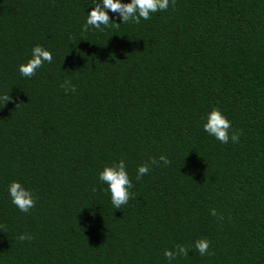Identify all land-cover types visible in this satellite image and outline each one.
Returning <instances> with one entry per match:
<instances>
[{"label": "trees", "instance_id": "trees-1", "mask_svg": "<svg viewBox=\"0 0 264 264\" xmlns=\"http://www.w3.org/2000/svg\"><path fill=\"white\" fill-rule=\"evenodd\" d=\"M96 2L0 0V264H264V0H169L83 32ZM36 45L52 63L23 77ZM214 107L239 143L204 131ZM121 159L133 187L116 209L99 173ZM177 244L189 254L169 262Z\"/></svg>", "mask_w": 264, "mask_h": 264}, {"label": "clouds", "instance_id": "clouds-1", "mask_svg": "<svg viewBox=\"0 0 264 264\" xmlns=\"http://www.w3.org/2000/svg\"><path fill=\"white\" fill-rule=\"evenodd\" d=\"M172 4L175 5V0H172ZM169 7V0H131L130 3H122L121 0H99L92 7V10L88 12L86 23L82 26V31L87 32L89 26L94 29L103 31L111 24L119 27L121 23H135L139 24L141 20H150L151 14L158 11H166ZM109 11L116 14L121 23H115L109 16ZM103 26V27H102ZM71 39V37H70ZM52 54L50 51L43 47L36 45L32 49V57L27 63L19 66V72L23 77L31 78L36 74L37 69L41 68L45 62L52 63ZM61 87L64 89L65 94L68 92L75 93L76 88L72 85L70 80H65ZM12 100L9 94H5L0 97V102H3V106ZM203 129L210 136H213L216 140L222 144H228L229 140L233 144L239 143L240 131L232 130L231 122L218 108H213L210 113L207 114L206 122L203 124ZM161 162L163 166L170 165L171 161L165 155H160L159 160L155 157L151 158L148 162L141 164L137 168L136 180H142L143 176L147 175L152 166L160 167ZM99 180L107 185V191L110 192L111 202L116 209H120L122 206L128 204L132 193L129 189L133 187L132 181L129 178V174L126 170V164L123 159L119 162H114L111 166H106L99 173ZM95 191V189H93ZM8 192L11 197V203L15 205L21 212L28 213L30 209L35 207L36 201L33 198L32 191L26 189L21 183L13 181L8 187ZM211 215L216 216V210H211ZM223 220V216L219 217ZM17 239L20 241H32L34 239L31 234L22 233ZM210 241L206 238L198 239L194 242L195 250L203 257L205 255H213L209 251ZM189 254V248L182 245H175L174 250H165V258L171 262L177 257H187Z\"/></svg>", "mask_w": 264, "mask_h": 264}]
</instances>
